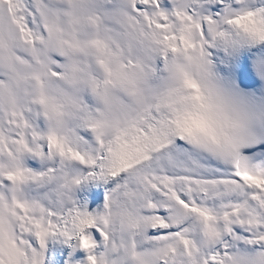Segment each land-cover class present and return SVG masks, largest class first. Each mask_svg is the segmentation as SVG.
Wrapping results in <instances>:
<instances>
[{"label": "snow or ice", "instance_id": "snow-or-ice-1", "mask_svg": "<svg viewBox=\"0 0 264 264\" xmlns=\"http://www.w3.org/2000/svg\"><path fill=\"white\" fill-rule=\"evenodd\" d=\"M249 43L264 0H0V264H264Z\"/></svg>", "mask_w": 264, "mask_h": 264}, {"label": "bare ground", "instance_id": "bare-ground-1", "mask_svg": "<svg viewBox=\"0 0 264 264\" xmlns=\"http://www.w3.org/2000/svg\"><path fill=\"white\" fill-rule=\"evenodd\" d=\"M210 51L212 52L211 58L214 61L215 71L221 79L226 78L220 72V68L236 64L245 55L249 57L248 63L251 67L259 68L261 64H264V46L260 44L249 43L243 47H228L227 50L221 44ZM235 91L246 100L249 110L256 115L257 120L254 129L258 133L264 132V124H262L264 121V81L258 82L255 87L251 88H241L237 85ZM85 187L88 190L94 188L93 185Z\"/></svg>", "mask_w": 264, "mask_h": 264}]
</instances>
